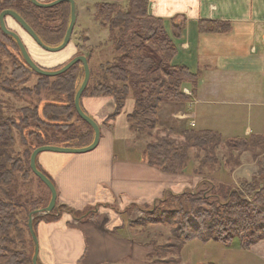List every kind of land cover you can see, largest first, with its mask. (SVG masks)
<instances>
[{
	"label": "crops",
	"instance_id": "1",
	"mask_svg": "<svg viewBox=\"0 0 264 264\" xmlns=\"http://www.w3.org/2000/svg\"><path fill=\"white\" fill-rule=\"evenodd\" d=\"M147 2L148 14L163 20L176 48L171 64L199 74L190 102L160 104L156 130L174 138H183L185 131H211L223 141L263 135L253 128L264 118V0ZM201 22L227 29L202 32ZM186 90L191 94L192 87ZM81 106L100 128L97 147L85 154L45 152L36 164L54 183L58 204L75 212L94 207L98 219L80 223L62 213L57 221L39 223L37 264H142L122 212L131 205L151 206L167 194L197 191L202 179L193 170L168 175L147 165L128 123L119 126L128 113L104 126L114 112L111 98L86 97ZM218 245L216 264H264V241L248 251L237 242Z\"/></svg>",
	"mask_w": 264,
	"mask_h": 264
},
{
	"label": "trees",
	"instance_id": "2",
	"mask_svg": "<svg viewBox=\"0 0 264 264\" xmlns=\"http://www.w3.org/2000/svg\"><path fill=\"white\" fill-rule=\"evenodd\" d=\"M126 1V9L116 4L95 6L96 19L100 20L104 26H108L109 41L112 43L113 49L120 52L121 56L118 61L106 69L107 79L94 88L87 86L81 100L84 97L105 96L112 98L115 101L116 110L113 117L104 124L109 128L107 123L120 114L126 98L131 95L134 100V111L128 116V121L132 122L138 131L152 130L157 125V112L162 102L179 104L191 101V97L186 96L183 89L186 84H190L193 96L199 74L192 75L185 67H175L171 64V60L176 54V48L165 31L163 20L148 14L147 0ZM4 10L17 13L48 47L59 46L63 42L67 29L65 33L63 31L59 41L52 45V42L49 43L45 39L42 34L43 30L41 31L39 27L42 26L47 33L53 34V24L44 25L38 12L55 10L58 12L57 19L63 21L66 28L70 23L71 12L68 3H62L50 9H39L34 7L29 0H1L0 12ZM226 29L227 25L223 24L200 23L202 32H223ZM176 31H180V29H176ZM8 46L13 50L14 55H12L18 63L16 62L17 64L14 65L11 80L4 82L5 86L13 83L22 85L30 76H37L40 80L34 88L35 90L26 93H35V97H38L41 95V91L48 87V81L53 79L54 92L68 98L67 105L45 106L42 117L38 115L37 107L22 109L20 124L7 118L0 119V189L5 188L6 192L5 197H0V264H23L22 253L14 249V240L11 237V234L17 230L16 211L19 205H22L20 203L23 200V197L13 192L11 187L14 185V175L24 171L21 161L7 157L8 149L13 144L12 130L18 128L21 133L24 130L27 131V139H32L36 144L33 151L42 146L85 148L92 144L94 132L88 124L79 118L74 108V96L79 89L78 79L81 77L83 80L84 78L82 64L77 63L66 73L55 78L42 77L35 74L24 63L16 42L0 29V56L3 52L8 51ZM86 58L89 60L87 56ZM1 70L0 60V74ZM117 84L122 86L118 88ZM74 117L89 131L91 140H87V136L84 137L67 124ZM61 119H65V121ZM186 135L197 149L204 150L205 157L201 161L203 165L217 163L212 147L222 143V137L218 133L189 131ZM263 143L264 134L251 135L249 138L228 139L224 145L244 152L256 149ZM188 149V144H177L171 138L164 137L146 147L143 159L147 165L165 174L180 175L187 162ZM259 155L255 154L254 158H258ZM37 169L50 179L38 166ZM30 172L29 163H27L25 172H23L24 177ZM50 181L52 182L51 179ZM240 186L241 188L237 190L229 185L216 183L211 188L210 197L207 196L206 190L178 195L167 194L151 206L131 205L122 213L126 215L130 209L136 208L147 214L144 220L139 221L141 225H172V240L168 246L163 248L166 255L179 256L185 243L193 240L202 243L216 242L227 248L237 242L240 249L248 251L256 243L264 241V169L252 174L251 180L242 182ZM211 197L216 200H211ZM34 204L30 206L31 212L39 210ZM48 204L49 202L46 206ZM157 205H172V207L160 211L157 210ZM64 212L72 215L75 221L80 223L94 224L98 219L94 207L87 208L82 212H75L56 202L54 210L43 218H35L32 226L37 221H57ZM33 251L34 245L31 238L30 264H32Z\"/></svg>",
	"mask_w": 264,
	"mask_h": 264
},
{
	"label": "rangeland",
	"instance_id": "3",
	"mask_svg": "<svg viewBox=\"0 0 264 264\" xmlns=\"http://www.w3.org/2000/svg\"><path fill=\"white\" fill-rule=\"evenodd\" d=\"M38 1L41 3H51L55 0ZM100 4H116L121 6L123 9H126L127 1L77 0V3H75L76 23L73 29V36L69 46L59 53H48L39 48L12 18L8 17L6 19V26L8 30L16 33L20 37L32 60L43 69L56 70L77 56H87L89 58L88 65L91 72L88 86H90V88H94L97 85L102 84L104 79H107L106 69L118 61L121 56V53L115 51L112 43L109 41L110 35L108 26H104L100 20L96 19L95 6ZM38 13L41 15L42 19H40L44 25L53 24V34L47 33L42 26L39 28L41 31L43 30L42 34L45 39L49 43L52 42V45H55L61 38L63 31L65 33V30L67 29L66 24L63 23V21H60L59 18L57 19L58 12L55 10ZM57 32H59V34H57ZM78 47L82 49L80 50ZM12 54L13 50L8 46V51L3 52L0 56L2 63V70L0 74V119L7 118L8 120H13L16 124H20L22 120L20 112L24 108L32 109L37 107V113L40 117H42L43 108L47 105H67V96L54 92L53 79L48 81V87H45L41 91V95L38 97H35V93H26L27 91H30L31 93L35 90L34 88L40 80L37 76H30L29 79L22 85H19V83H13L9 86H5L4 82L11 80L14 65L18 63L13 57L14 54ZM81 81L83 82L80 77L78 79V87L82 84ZM121 86V84H117L118 88ZM187 87L189 88L191 85L186 84L183 89V93ZM112 102H114V112L110 118L113 117L116 110L115 101L113 99ZM164 103L169 104L170 102H162L161 104ZM133 111L134 100L132 96L129 95L126 98L124 106L120 112V114L128 113L125 119L126 121H124L121 117L122 119H119L118 122L119 126H124L125 123H128V126L131 128L134 135V137L130 136L134 139L135 145H137V147L138 144L142 146V155L148 145L154 144L164 137L171 138L177 144H188L189 149L187 153V162L183 173L193 170L196 175L200 176L202 182L200 183L197 191L202 192L206 190L207 196L209 197L211 196V188H213L214 184L224 182L223 184L239 190L242 182H249L252 174L257 173L262 168L264 169V143L261 146L259 145L256 149L243 152L240 149L225 146V141L222 140L220 145L212 147L217 163L214 165H203L201 161L204 160L205 152L204 150L197 149L193 145L192 141L188 139L186 134L189 131L183 132V138H174L169 131H165V133H163L160 129L156 130L158 129V119L157 125L152 130L138 131L135 129V125L133 126V123L128 121V116H130ZM61 120L65 121V119ZM44 121L47 122L46 120ZM109 123L111 124V122ZM67 124L72 126V129L81 133L84 137L87 136V140H91L89 131H87L75 117ZM240 129L241 128H235L237 133ZM253 129H255L258 133L264 131V118L261 120V126L254 127ZM12 136L13 144L8 149L7 157L21 161L24 171L14 175L15 181L14 185L11 187L13 192L23 197V200L20 203L22 205H19L18 210L16 211L18 223L17 230L11 234V237L13 238L12 240H14V249L22 253L21 258L24 259L23 264H30V257L32 253L31 235L28 230V217L30 213L34 212H31L32 208L30 206L35 203L34 206L37 205L36 207L39 208V210L45 209L47 207V203L50 201V192L31 172L26 174L25 177L23 174V172H25V166L29 163L30 156L36 145L35 142L32 139H27V131L24 130L21 133L18 128L12 130ZM131 143H133V141H131ZM255 154L260 155L258 158H254ZM4 189L5 188L0 189V197L2 198L6 195ZM211 200L216 199L211 197ZM220 202H222V200H220ZM158 206L159 205H157V210L160 211L164 208L172 207V205ZM45 215L46 214L34 215L33 220L35 218H43ZM146 216L147 214H145V212L133 208L130 209V211L126 214V217L123 219L124 224L129 227L128 231L130 236H132L134 245L138 247L136 249L138 251V253L136 251V261L138 258L139 260H143L142 264L217 263L216 260L219 257L217 248H219V245L216 242L202 243L198 240H193L185 243L180 250L179 256L166 255L163 248L168 246L172 240V225H141L139 221L144 220ZM41 222L43 221H37L34 223V229Z\"/></svg>",
	"mask_w": 264,
	"mask_h": 264
},
{
	"label": "water",
	"instance_id": "4",
	"mask_svg": "<svg viewBox=\"0 0 264 264\" xmlns=\"http://www.w3.org/2000/svg\"><path fill=\"white\" fill-rule=\"evenodd\" d=\"M31 4L39 9H50L57 5H60L62 3H68L71 7V14H70V23L67 28V31L65 33V37L63 39V42L57 46V47H48L42 43V41L38 38V36L35 34V32L30 28V26L14 11L6 10L0 13V29L1 31L7 35L10 36L17 44V47L20 51V54L23 58L24 63L37 75L47 78H55L58 77L64 73H66L68 70H70L74 65L77 63H81L84 70V78L81 86L79 87L78 91L75 94L74 97V108L81 120H83L86 124H88L93 132H94V139L91 145L85 148L81 149H72V148H65V147H55V146H42L39 148H36L29 160V167L32 172V174L42 183L44 186L48 189L50 192V201L48 206L43 210H38L30 213L28 217V230L31 235V238L34 243V254L32 257V264H37V258H38V242L36 235L33 231V216L38 214H48L52 212L56 206L57 202V191L54 186V184L50 181L49 178H47L42 172H40L37 169L36 162L37 157L45 152L50 153H58V154H85L93 151L100 140V128L98 124L89 117L83 110L80 105L82 94L84 93L85 89L88 86L89 80H90V69L88 65V60L84 56H77L73 58L71 61H69L66 65H64L62 68L58 70H46L41 68L39 65H37L32 58L30 57L24 43L20 39V37L7 29L5 25V18L10 17L12 18L27 34L28 36L35 42V44L41 48L42 50L48 52V53H59L63 50H65L68 45L70 44L73 29L76 23V11H75V2L74 0H55L51 3H41L38 0H29Z\"/></svg>",
	"mask_w": 264,
	"mask_h": 264
},
{
	"label": "flooded vegetation",
	"instance_id": "5",
	"mask_svg": "<svg viewBox=\"0 0 264 264\" xmlns=\"http://www.w3.org/2000/svg\"><path fill=\"white\" fill-rule=\"evenodd\" d=\"M74 2H75V0H74ZM4 11H6V10H4ZM75 11H76V5H75ZM2 12H3V11H2ZM70 12H71V7H70ZM0 13H1V12H0ZM7 18H8V17H6L5 20H4V21H5V25H6V19H7ZM6 27H7V26H6ZM7 29H8V28H7ZM72 36H73V33H72ZM71 38H72V37H71ZM68 46H69V45H68Z\"/></svg>",
	"mask_w": 264,
	"mask_h": 264
},
{
	"label": "built area",
	"instance_id": "6",
	"mask_svg": "<svg viewBox=\"0 0 264 264\" xmlns=\"http://www.w3.org/2000/svg\"><path fill=\"white\" fill-rule=\"evenodd\" d=\"M184 94H185L186 96H191V94H190L187 90H184Z\"/></svg>",
	"mask_w": 264,
	"mask_h": 264
}]
</instances>
